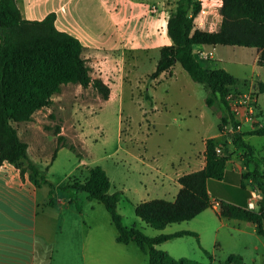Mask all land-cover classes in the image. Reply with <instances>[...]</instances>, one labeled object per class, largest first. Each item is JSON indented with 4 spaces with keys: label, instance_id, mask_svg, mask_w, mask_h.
<instances>
[{
    "label": "rangeland",
    "instance_id": "374dc122",
    "mask_svg": "<svg viewBox=\"0 0 264 264\" xmlns=\"http://www.w3.org/2000/svg\"><path fill=\"white\" fill-rule=\"evenodd\" d=\"M211 3L214 4V1ZM209 4L210 1L205 0L206 9L212 6L215 9L212 10L213 13L219 12L218 4ZM109 9L121 28L120 18L113 8ZM74 14L75 22L85 26L92 25L90 14L82 15L80 11H75ZM107 22L109 33L115 36L113 21L108 18ZM220 47L225 50L223 55L227 59L240 58L248 63L247 67H241L244 70L236 69V73H240L237 74V87L246 88L245 78L251 75L255 51L245 46ZM212 50L216 51L214 47ZM160 56L159 49L150 51L148 57L146 54L142 56L134 73V82L125 87L121 104L104 103L98 109L102 98L98 90L93 86L84 88L71 84L63 88L56 108L46 107L36 114L40 121L36 118L35 121L47 134L35 141L39 143L36 147L32 142L30 157L54 185L52 195L55 203L47 204L46 209L47 215L52 214L51 231H54V242L49 246L48 252L50 264H149L148 255L135 242H117V229L105 205L96 199H89L85 191H79L74 186L75 181H83L88 177L89 169L95 165H102L107 171L112 182L110 191L121 195L118 211L123 217L124 225L135 226L149 236L167 234L180 229L179 227L198 229V236L176 237L159 244V249L168 251L176 258L187 257L203 264H225L233 254L241 255L244 264H264V236L252 234L251 229L231 234L228 227L224 226L216 232L214 228L218 223L215 222L211 231H208L200 223L205 216L202 215L189 221L170 224L164 230L148 225L136 215L135 206L139 202L136 192L149 187V181L157 174L155 168L167 171L173 164L181 162L185 153L192 149L190 141L195 144V149L202 150L204 138L219 133L220 112L225 109L221 103L213 106L207 104V89L194 81L180 62H176L167 73L154 77ZM217 58V53L214 52L212 59L201 60V64L208 68H215L216 65L219 67L221 62ZM242 93L254 94L251 90ZM86 101L93 104V109H89L91 114L82 122L88 139L82 144L75 143L77 150L61 147L52 160L58 145L55 134L57 126L65 127L63 135L69 143L74 144V109L82 108L87 112L86 105L80 106L79 103ZM259 104L261 108L256 116L260 122L257 126L250 120L244 121V113L238 114L237 118L246 133L245 141L255 149L252 166L256 165L264 172V134L249 133L256 127L264 126V93L259 95ZM232 113L235 115L233 109ZM14 125L26 136L22 124L15 122ZM231 138L230 133H224L220 138V145L236 150V146L229 143ZM125 149L142 154L145 162L131 158V155L125 153ZM233 156L242 157L240 153L235 154V151ZM82 157L86 165L80 163ZM249 164L248 168H252ZM42 188L49 190L50 199V187L43 184ZM211 212L215 219V211Z\"/></svg>",
    "mask_w": 264,
    "mask_h": 264
},
{
    "label": "trees",
    "instance_id": "16d2710c",
    "mask_svg": "<svg viewBox=\"0 0 264 264\" xmlns=\"http://www.w3.org/2000/svg\"><path fill=\"white\" fill-rule=\"evenodd\" d=\"M202 8V0L177 1L168 21V33L173 43L161 48L153 76L169 71L176 62H180L191 78L207 89L206 102L209 106L216 103L224 105L225 112L219 124V130L223 133L224 125L230 118L235 128L240 125L227 99L230 92L237 91L238 79L225 68L203 66L195 53V46L253 47L259 52V63L264 65V0H221L220 13L223 20L218 31L194 27V16ZM56 18V13L51 12L41 20L26 19L17 0H0V166L4 162L12 163L21 169L23 175L29 171L31 180L38 186L48 185L50 205L55 203L52 195L54 185L31 159L29 144L21 139L14 123L31 121L36 111L50 107L53 96L62 92L63 86L70 83L80 84L84 88L92 85L103 99H108L111 92L102 78L92 77L91 68L83 56L84 45L81 40L58 29ZM255 89L256 97L264 93V82H256ZM249 133L264 134V126L256 127ZM55 134L58 145L52 160L61 147L77 150V146L69 143L61 134L59 126ZM245 135L244 132H234L232 142L245 150L244 157L248 164L252 162L254 148L245 141ZM220 146L219 138H208L205 167L180 177L182 188L175 200L153 198L142 201L135 206L136 215L148 225L164 229L173 223L192 220L213 207L214 201H217L219 217L252 222L257 233L264 236V172L254 169L242 173L243 182L253 178L259 187L261 199L258 209L219 200L209 190L211 179L225 178L231 159L229 147L221 146L222 152L219 153L217 149ZM74 186L79 191H85L89 199H96L105 205L117 229V242H135L148 255L149 264H203L187 257L176 258L157 247L176 237L198 236L194 231L149 236L135 226L124 225L118 211L121 195L119 192H110L112 182L102 165L91 167L89 176L83 181H75ZM242 188H246L244 183ZM249 195L252 196L251 190ZM42 242L39 238L38 245ZM225 264H244V261L241 255L233 254Z\"/></svg>",
    "mask_w": 264,
    "mask_h": 264
},
{
    "label": "crops",
    "instance_id": "0c3cea01",
    "mask_svg": "<svg viewBox=\"0 0 264 264\" xmlns=\"http://www.w3.org/2000/svg\"><path fill=\"white\" fill-rule=\"evenodd\" d=\"M177 1L178 0H17V3L23 17L30 20H41L49 13L55 12L57 15V28L69 32L81 40L84 45L83 56L91 68L92 77L102 78L111 88L108 99L100 98V106L98 108L100 109L104 103H122L125 87L128 83L134 82L136 77L134 73L137 67H139L142 56L146 54L148 57L150 51L154 49H159L161 51L163 46L173 43L168 33V21L171 12L176 8ZM209 1L211 5L218 4L219 12L213 13L212 10L215 9L212 8V6L207 9L208 15L203 29L218 31L223 20V16L220 13L221 0H213L214 4L211 3L213 1ZM202 2L203 8L206 9L205 0H202ZM153 6L158 7L157 12L152 11ZM109 7L113 8L115 14L120 18L121 28L118 26L119 24L114 21L116 19ZM75 11H80L82 15H86V13L90 14L92 25L85 26L75 22ZM108 18L113 21L116 27L115 36L109 33ZM212 47H214L216 51H213ZM247 49L255 51V60L251 65V75L245 78L246 88L237 87V91L245 92L251 90L255 92L256 82H264V65L259 63V52L256 48L247 47ZM198 50L217 53V59L221 62V66L219 67L225 68L232 73L238 79V82L239 78L237 74L240 73H236V69L244 70V68L241 67H247L248 65V63L240 58L234 60L227 59L225 55H223L225 50L221 48L220 45H196L195 52ZM131 57H137L138 59L133 60ZM216 67L218 66L216 65ZM165 73H167V71L162 74ZM71 84L73 83L64 85L63 88ZM76 85L77 87H83L80 84ZM60 93L53 96V103L51 105L53 108H56V102L60 98ZM79 103L80 106L82 104L86 105L87 112L81 110L82 108L74 109V144L85 143L88 139V133L82 122L88 114H91L89 109H93V104L91 102L86 101V103ZM260 108L258 96L252 113L253 120H250V115L244 106H240L235 110V118L240 123V132H243L242 123L238 120L237 115L244 113V121L250 120L255 125L260 122L256 116V112ZM155 109H157V107ZM38 111L35 112L31 121L18 122L22 124L26 136H23L20 129L15 125L21 139L29 144V155L30 151L33 150L32 142L34 147H36L39 143H35V141L47 134L44 133V129L38 125L37 121H40L36 116ZM224 112L225 109H221V117ZM35 118L37 121H35ZM64 128V126L60 128L62 130V135L65 133ZM121 131L122 129H120V137H122ZM223 135L224 133H221L219 130V133L216 135L205 137L202 150L195 149V144L190 141L189 145L192 146V149L185 153L181 162L173 164L167 171H162V169L156 167L157 174L149 181V187L137 190L136 195L139 200L138 203L153 198L175 200L182 188V184L179 181L180 177L205 167L207 139L211 137L220 139ZM231 140H229V143L231 146H235ZM229 150H231V147ZM124 151L126 154L131 155V158L140 162H145V158L142 154L133 153L129 149H125ZM234 151L235 154L240 153L242 157H232L231 155L225 178L223 180L211 179L209 182V190L214 198L216 197L219 200L223 199L248 207V203L252 198V196L250 197L249 195L251 189H249L248 186L252 188L251 186L253 184L256 186L257 184L254 182L253 178H249L243 182L242 173L254 169L259 170V168L256 165L252 166L253 159L252 162H249L252 168H248L246 158L244 157L245 150L241 151L240 148L236 146V150L232 149L231 153ZM31 159L35 161L33 158ZM80 163L82 165L87 164L84 157L81 158ZM242 183L245 184V189L242 188ZM48 191L49 190H44L42 186H38L31 180L29 171L23 175L20 168L9 162H4V164L0 166V264H50L48 261V252L49 246L54 242L52 241L54 239V231H51L52 214L47 215L46 212L49 199ZM168 195L171 197L167 198L166 196ZM260 199L261 193L259 191L257 203L260 202ZM212 210L216 213V220L212 217ZM217 210L218 207L213 206L196 216L201 217L205 215L201 218L200 222L203 224L204 229L211 231L213 224L216 222L218 223L217 227L214 228L216 232L220 231L222 227L227 226L231 234H233V232H248L249 229H251L252 234L257 233L256 226L252 222L221 218L218 216ZM167 227H165L164 230L167 229ZM179 228L180 229L170 233L177 231H194L197 233L198 230L190 226ZM167 234H169V232ZM39 238L45 243L42 242L41 245H38Z\"/></svg>",
    "mask_w": 264,
    "mask_h": 264
},
{
    "label": "built area",
    "instance_id": "2783aa9c",
    "mask_svg": "<svg viewBox=\"0 0 264 264\" xmlns=\"http://www.w3.org/2000/svg\"><path fill=\"white\" fill-rule=\"evenodd\" d=\"M152 11L157 12L158 7L153 6ZM190 15H192V12ZM207 15H208V10L203 8L199 14L194 16V27L203 29L206 23L205 21H206ZM195 53L197 57L201 60H210L213 58V55H214L213 51H205V50H198ZM227 99L234 111L237 110L238 107L244 106L247 109L248 114L250 115L249 116L250 120H253L252 113H253L255 102L257 100V97L254 96V94H247V93H242V92L238 93L236 91H233L228 94ZM239 127L240 125L237 128H235L233 125V121L230 118L228 122L224 125L223 133H230L233 136L234 132L239 131ZM217 151L219 153L222 152L221 146L217 149ZM251 192H252V198L248 203V208L258 209L259 203L257 202H258V197H259V187L254 185L251 188ZM214 206H217L219 208V202L214 201Z\"/></svg>",
    "mask_w": 264,
    "mask_h": 264
}]
</instances>
